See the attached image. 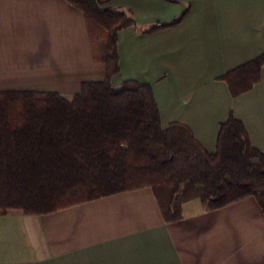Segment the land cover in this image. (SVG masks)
I'll list each match as a JSON object with an SVG mask.
<instances>
[{"label": "crops", "instance_id": "1", "mask_svg": "<svg viewBox=\"0 0 264 264\" xmlns=\"http://www.w3.org/2000/svg\"><path fill=\"white\" fill-rule=\"evenodd\" d=\"M129 13L120 73L148 84L162 127L188 126L215 153L221 125L242 121L264 153V70L237 98L222 80L264 55V0H95ZM178 25L142 33L158 23ZM97 37L67 0H0V92H55L72 99L105 78ZM167 223L151 188L124 192L46 216L0 217V264H264V213L254 197L206 211L184 204Z\"/></svg>", "mask_w": 264, "mask_h": 264}, {"label": "trees", "instance_id": "2", "mask_svg": "<svg viewBox=\"0 0 264 264\" xmlns=\"http://www.w3.org/2000/svg\"><path fill=\"white\" fill-rule=\"evenodd\" d=\"M104 36L105 78L82 84L67 99L55 92H0V217L46 216L124 192L151 188L167 223L183 219L184 204L214 211L254 197L264 213V153L252 146L233 115L221 125L215 153L192 130L164 129L152 87H119L121 33L136 20L95 0H67ZM158 23L150 34L181 23ZM264 55L222 77L237 98L262 79Z\"/></svg>", "mask_w": 264, "mask_h": 264}, {"label": "rangeland", "instance_id": "3", "mask_svg": "<svg viewBox=\"0 0 264 264\" xmlns=\"http://www.w3.org/2000/svg\"><path fill=\"white\" fill-rule=\"evenodd\" d=\"M198 5H208V0L200 1ZM98 43L100 45V49L103 51V49L105 48V43H106L104 36L99 37Z\"/></svg>", "mask_w": 264, "mask_h": 264}]
</instances>
